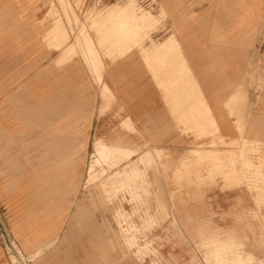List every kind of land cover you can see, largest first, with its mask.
Wrapping results in <instances>:
<instances>
[{
  "label": "crops",
  "instance_id": "1",
  "mask_svg": "<svg viewBox=\"0 0 264 264\" xmlns=\"http://www.w3.org/2000/svg\"><path fill=\"white\" fill-rule=\"evenodd\" d=\"M49 1L0 0V264L10 247L23 263H94L110 225L85 187L96 140L135 152L129 188L165 218L151 232L168 263L203 262L207 243L235 233L264 264V0H159L171 30L97 63L75 48L61 61L69 32L47 45Z\"/></svg>",
  "mask_w": 264,
  "mask_h": 264
},
{
  "label": "rangeland",
  "instance_id": "2",
  "mask_svg": "<svg viewBox=\"0 0 264 264\" xmlns=\"http://www.w3.org/2000/svg\"><path fill=\"white\" fill-rule=\"evenodd\" d=\"M158 1L50 0L48 3L52 6L46 9V16L53 23L48 28L47 36L52 40L49 41L47 38V45L60 48L68 41L69 32L74 36V42L63 54L61 61L74 55L75 49L92 63L99 62L101 55L110 60L119 59L122 51L142 46L168 33L171 16L163 7L158 8ZM62 20L65 22L62 23ZM167 47L179 49L174 35ZM183 68L185 69L186 65H183ZM202 110L204 122L212 133L216 132L217 127L208 106L203 104ZM103 145L106 150L100 153V145L94 143L88 166H94L95 170L91 178L89 174L87 175L88 181L93 184L85 185L90 187V191H94L95 197H99L98 203L101 207L99 209L107 210L110 216L109 231H106L108 242L95 241L93 264H171L163 255L161 242H157L160 237L151 232L165 218L155 219L149 216L147 214L149 209L141 208V201L137 200L139 194L133 193L134 189L129 188L130 181L139 174L136 163L131 160L135 152L121 150V146ZM196 151L191 157L195 156L197 161L203 157L198 150ZM145 158L149 161L148 155ZM208 158L211 164H214L215 160L218 165L222 162L220 156L214 158L212 153ZM235 159L236 156L232 155L227 161L233 164ZM124 161H127V164L121 167V162ZM138 161H144L143 157ZM181 167L183 168L176 171L188 169L185 163H182ZM125 188L132 192V198H123ZM238 244L235 233H227L222 240L215 242L212 240L206 244L204 253L200 252L203 262L195 253L190 264H259L249 253L240 252ZM45 248L46 245L42 250ZM6 249L13 264H29L23 263L21 257L14 258L13 250ZM42 250L36 254H40Z\"/></svg>",
  "mask_w": 264,
  "mask_h": 264
},
{
  "label": "bare ground",
  "instance_id": "3",
  "mask_svg": "<svg viewBox=\"0 0 264 264\" xmlns=\"http://www.w3.org/2000/svg\"><path fill=\"white\" fill-rule=\"evenodd\" d=\"M95 143L100 145V147H99L100 153H102V151L106 150L105 146L102 144V142L100 140H96ZM94 170H95L94 166H91V165L88 166L87 175L89 174L90 178H91V174Z\"/></svg>",
  "mask_w": 264,
  "mask_h": 264
},
{
  "label": "built area",
  "instance_id": "4",
  "mask_svg": "<svg viewBox=\"0 0 264 264\" xmlns=\"http://www.w3.org/2000/svg\"><path fill=\"white\" fill-rule=\"evenodd\" d=\"M1 235V232H0ZM6 247L9 246V244L5 243ZM12 247L8 248L9 250H11Z\"/></svg>",
  "mask_w": 264,
  "mask_h": 264
}]
</instances>
